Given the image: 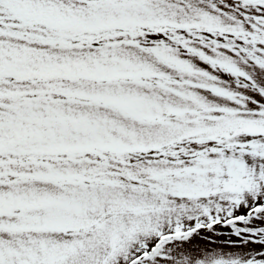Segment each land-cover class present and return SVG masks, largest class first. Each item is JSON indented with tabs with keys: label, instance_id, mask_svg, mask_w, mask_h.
Returning a JSON list of instances; mask_svg holds the SVG:
<instances>
[{
	"label": "snow or ice",
	"instance_id": "6c2138e0",
	"mask_svg": "<svg viewBox=\"0 0 264 264\" xmlns=\"http://www.w3.org/2000/svg\"><path fill=\"white\" fill-rule=\"evenodd\" d=\"M0 264H264V0H0Z\"/></svg>",
	"mask_w": 264,
	"mask_h": 264
},
{
	"label": "rangeland",
	"instance_id": "374dc122",
	"mask_svg": "<svg viewBox=\"0 0 264 264\" xmlns=\"http://www.w3.org/2000/svg\"><path fill=\"white\" fill-rule=\"evenodd\" d=\"M202 243V242H201Z\"/></svg>",
	"mask_w": 264,
	"mask_h": 264
}]
</instances>
